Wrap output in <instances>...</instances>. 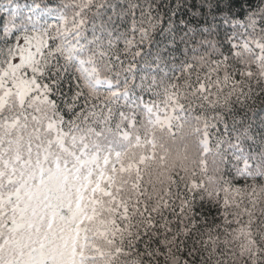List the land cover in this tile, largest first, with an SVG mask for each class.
Segmentation results:
<instances>
[{"label": "snow or ice", "instance_id": "snow-or-ice-1", "mask_svg": "<svg viewBox=\"0 0 264 264\" xmlns=\"http://www.w3.org/2000/svg\"><path fill=\"white\" fill-rule=\"evenodd\" d=\"M0 264H264V0H0Z\"/></svg>", "mask_w": 264, "mask_h": 264}]
</instances>
